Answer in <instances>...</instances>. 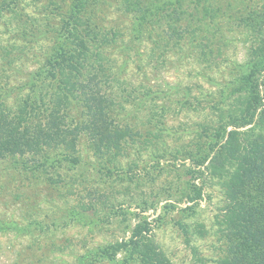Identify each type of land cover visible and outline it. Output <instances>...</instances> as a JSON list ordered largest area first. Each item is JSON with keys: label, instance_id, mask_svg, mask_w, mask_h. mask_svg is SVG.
I'll return each instance as SVG.
<instances>
[{"label": "trees", "instance_id": "obj_1", "mask_svg": "<svg viewBox=\"0 0 264 264\" xmlns=\"http://www.w3.org/2000/svg\"><path fill=\"white\" fill-rule=\"evenodd\" d=\"M21 1L0 0V15L9 13L12 19L24 18ZM102 1L107 0H64L68 3L65 11L61 7L51 12L57 22L48 18L45 28L30 27L21 33L20 39L25 43L22 50L41 43L44 50L33 54L37 59L34 64L38 59L41 64L19 86L11 106L7 103L11 94L1 89L0 161L8 160L15 170L34 175L46 173L55 184L75 185L78 179H66L60 170L74 172L83 166L77 154L79 140L86 136L93 155L105 162L96 169L99 180L117 176L120 182L133 184L140 180L141 184L147 180L155 184L157 175L151 173L149 163L140 166L131 160L127 169L122 167L121 159L128 157V145L138 143L140 132L131 123L119 122L121 110L125 109L121 99L128 91L113 55L122 46L124 35L120 29L102 24ZM207 1L116 0L115 5L131 20L134 40L142 41L151 32L154 45L167 49L181 46L178 40L186 31L196 36L208 31L215 10ZM189 7L191 12L186 10ZM259 18L261 23L255 19L243 21L242 25L252 24L255 35L243 67L224 85L219 101L211 108L216 121L203 127L201 139L191 147L171 153L174 159L182 156L192 164L184 170L185 176L177 173L176 180L162 190L169 197L180 193L190 204L182 212L191 217L205 198V187L214 183L222 188L224 205L217 216L219 239L223 242L219 264H264V14ZM184 19L190 23H184ZM31 21H24L25 28ZM151 92H143L149 101ZM136 99L130 96L126 101ZM155 110L153 117L151 113L147 117L150 125L157 121L153 122V135L157 138L162 133L158 124L166 115L165 109L162 113ZM148 139L145 136L139 143L136 155L147 148ZM154 163L152 168L161 174L162 164L158 160ZM83 183L90 202H83L78 211L71 213L76 221L98 225V212L110 209L109 194L102 188L106 182L88 189L84 176ZM154 204L145 201L140 206L148 210ZM88 212L93 218L89 221L85 218ZM178 225L190 245V226L182 221ZM199 229L196 233L201 234ZM76 260V264H173L146 220L134 226L128 239L88 250Z\"/></svg>", "mask_w": 264, "mask_h": 264}, {"label": "rangeland", "instance_id": "obj_2", "mask_svg": "<svg viewBox=\"0 0 264 264\" xmlns=\"http://www.w3.org/2000/svg\"><path fill=\"white\" fill-rule=\"evenodd\" d=\"M115 2L102 1L100 18L106 28L120 29L124 35L122 46L113 55L116 70L127 83L128 91L121 99L125 109L118 118L120 123L137 126L140 132L136 137L138 143L128 145V157L122 158L121 163L125 169L131 160L138 161L140 166L149 163L157 181L153 184L144 180L139 184L137 180L130 184L120 182L117 176L108 181L99 180L96 169L105 162L93 155L86 136L78 144L77 155L83 166L74 172L60 170L66 179L77 178L75 185L55 184L46 173L34 175L15 170L8 160L0 161V264H76L77 256L88 250L128 239L141 220L151 223L155 240L173 264H219L223 257L217 225V216L224 205L222 188L214 183L205 187V198L191 217L182 212L190 204L180 193L169 197L162 190L176 180L177 173L185 176L184 170L192 164L182 156L174 159L171 153L191 147L201 139L203 127L216 121L211 108L219 101L224 85L243 67L252 45L251 37L255 35L252 24L242 25L243 21L255 19L261 23L259 16L264 14V0L207 1L215 10V19L208 31L200 36L186 31L178 40L181 46L167 49L154 45L151 32L142 41L134 40L131 20L117 10ZM67 6L64 0H22L20 9L24 18L12 19L9 13H1L0 94L1 89L11 94L8 106L14 103L19 86L41 64L40 59L34 64L37 59L33 54L44 50L42 43L22 50L25 43L20 39L21 33L30 27L45 28L46 20L56 17L51 14L52 10L62 7L65 11ZM186 10L191 12L190 7ZM27 19L32 20L27 25L29 28H25ZM54 20L51 22H57ZM184 21L190 23L189 19ZM148 89L152 91L151 101L143 95ZM130 96L138 99L129 103L126 99ZM153 109L159 112L165 109L162 112L166 115L162 124H158L162 133L157 138L153 135L156 129L153 122L157 121L150 125L147 117L149 113L151 117L155 115ZM145 136L149 138L148 146L138 156L135 150ZM154 160L162 164L161 174L152 168L156 164ZM84 176L88 189L90 185L106 182L102 188L109 194L110 209L98 212V225L76 221L71 213L78 211L83 202H90ZM145 201L155 204L144 210L140 204ZM85 218L93 219L89 212ZM181 221L190 226V245L178 225ZM197 229L201 234L196 233Z\"/></svg>", "mask_w": 264, "mask_h": 264}]
</instances>
